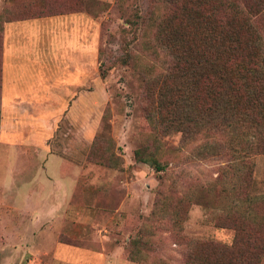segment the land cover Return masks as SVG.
I'll return each mask as SVG.
<instances>
[{
    "label": "rangeland",
    "instance_id": "374dc122",
    "mask_svg": "<svg viewBox=\"0 0 264 264\" xmlns=\"http://www.w3.org/2000/svg\"><path fill=\"white\" fill-rule=\"evenodd\" d=\"M153 4L151 0L75 4L100 20L98 67L106 69V76L98 71L100 81H86L81 103L53 107L52 137L38 136L49 138L50 151L34 154L25 169L31 178L13 176L22 159L17 162L14 153L0 145V264H183L189 239L233 241V229L215 225L220 212L241 204L233 182L230 186L216 180L221 167L239 159L230 156L234 146L228 140L233 135L217 130L205 141L207 133L192 129V141L184 144L180 131H165L146 116L143 73L163 68L162 53L151 45L156 31L152 17L165 10L160 3L145 22ZM62 9L39 0H0V30L8 18ZM136 14L137 25L124 20ZM128 51L132 59L125 64ZM96 137L114 141L121 168L88 158ZM138 147L153 151L165 171L158 173L150 164L136 161ZM49 153L52 158L41 166ZM253 180L254 194H261L264 153L254 155ZM224 185L228 193L218 191ZM159 190L169 198L192 197L180 235L171 228L168 214L160 217L162 211L155 204ZM149 214L158 219L147 221ZM140 228H151L153 234L146 236L148 245H140L143 260L134 261L128 257L130 237Z\"/></svg>",
    "mask_w": 264,
    "mask_h": 264
},
{
    "label": "trees",
    "instance_id": "16d2710c",
    "mask_svg": "<svg viewBox=\"0 0 264 264\" xmlns=\"http://www.w3.org/2000/svg\"><path fill=\"white\" fill-rule=\"evenodd\" d=\"M39 1L63 9L4 21L83 11L75 6L82 0ZM151 2L154 4L145 22L160 3L165 10L152 17L156 31L152 45L149 42L162 53L163 68L158 73H143L146 116L150 121H158L165 131H180L184 144L192 141V129L207 133L205 141L212 140L215 131L225 129L233 135V139L228 140L234 146L230 156L239 158L221 167L216 179L218 184L227 181L231 186L233 182L234 194L240 196L241 204L226 208L215 221L217 227L234 230L233 241L226 244L213 239H189L183 264H261L264 259V184L262 193L254 194L253 168L254 155L264 153V0ZM135 16L124 20L129 25H137L140 16ZM129 53L123 59L125 64L132 59ZM99 74L102 78L106 76V69L101 65ZM115 147L113 140L96 137L88 158L106 167L121 168L122 158L114 151ZM134 157L138 162L150 164L158 173L166 169L146 147L136 148ZM220 186L218 191L228 193L225 185ZM192 203V197L169 198L162 190L157 192L155 201L162 211L160 217L169 215L176 234L182 230ZM152 215L146 220L158 219ZM152 234L151 228L144 231L140 228L135 237H130L129 259L143 260L140 245H148L146 236ZM61 236L59 240L65 242Z\"/></svg>",
    "mask_w": 264,
    "mask_h": 264
},
{
    "label": "crops",
    "instance_id": "0c3cea01",
    "mask_svg": "<svg viewBox=\"0 0 264 264\" xmlns=\"http://www.w3.org/2000/svg\"><path fill=\"white\" fill-rule=\"evenodd\" d=\"M100 26L85 11L3 22L0 145L22 159L15 178H31L25 169L34 154L50 151L49 138L38 136L52 137L53 107L81 103L86 81H100Z\"/></svg>",
    "mask_w": 264,
    "mask_h": 264
}]
</instances>
